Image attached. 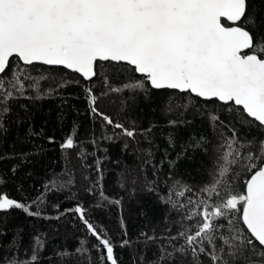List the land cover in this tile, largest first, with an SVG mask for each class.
Masks as SVG:
<instances>
[{
	"label": "snow or ice",
	"instance_id": "1",
	"mask_svg": "<svg viewBox=\"0 0 264 264\" xmlns=\"http://www.w3.org/2000/svg\"><path fill=\"white\" fill-rule=\"evenodd\" d=\"M69 85L83 89L90 113L118 129L121 138L148 139L152 127L139 129L135 122L125 127L103 112L99 102L110 93L147 95L149 87L173 93L167 111H173L171 101L179 95L183 102L176 107L199 113L214 134L211 167L198 187L171 172L162 181L164 190L158 176L146 180V190L157 195L166 214L162 226L141 231L144 244L155 247L151 258L142 252L141 264H264V0H0V137L8 131L6 121H28V135H42L30 123L34 110L17 102L50 99ZM197 100L203 104L198 106ZM14 105L24 110L25 118L8 120ZM182 123L168 121L172 127ZM237 123L248 128L243 139ZM74 137V132L66 135L62 152L82 147ZM47 139L55 143L53 137ZM91 143L99 148L95 140ZM168 143L175 146L174 135L169 134ZM211 143L203 134L190 137L176 159L168 161L169 168L175 169L189 150L207 153ZM17 155L27 159L31 153L0 154V160ZM146 155L150 163L151 149ZM77 156L86 158L83 151ZM100 163L96 161L97 184ZM18 167L12 166L13 175ZM74 182L70 171L52 172L43 189L61 192ZM7 183L0 173V187ZM86 191L91 194L94 188ZM99 194L121 205L103 188ZM45 203L43 194L24 202L0 192V214L20 210L28 217L52 218L44 215ZM53 207L55 219L75 214L95 241L78 238L73 250L56 253L55 264H121L117 244L89 219L83 204L63 211L59 204ZM120 228L126 237L122 217ZM128 245L123 239L118 246ZM42 251L39 237L25 260L0 243V264H41Z\"/></svg>",
	"mask_w": 264,
	"mask_h": 264
},
{
	"label": "trees",
	"instance_id": "2",
	"mask_svg": "<svg viewBox=\"0 0 264 264\" xmlns=\"http://www.w3.org/2000/svg\"><path fill=\"white\" fill-rule=\"evenodd\" d=\"M69 78L70 74H65V79ZM114 83L118 84V81ZM96 87L99 89L101 85L97 83ZM170 95L173 93L168 90H152L149 87L147 95L143 92L125 91L122 94L110 93L101 99L100 109L113 120L123 123L125 127L133 122L139 129L152 127V132L146 133L148 139L138 135L135 140L121 138L117 135L118 129L105 125L99 117L93 116L89 111L84 91L78 85L59 89L50 99L32 103L27 100L18 101L17 103L28 105L30 111L34 110V118L30 120L33 130L43 131L40 136H30L28 121L19 125L6 121L8 131L0 137V154L31 155L27 159L17 155L14 159L0 160V173L5 174L8 181L0 187V192H8L13 198L24 202L43 194L46 196L44 215L52 218L28 217L20 210L0 214V229L6 232V235L0 236V243L8 244L14 255L20 260H25L31 255L36 238L39 237L43 241L41 264H55L58 259L56 253L73 250L78 244V238L95 243L75 214H67L60 219L54 218L58 212L53 205L59 204L60 211H63L80 203L87 210L89 219L107 230L113 242L117 244L116 251L121 264H141L142 252L146 253L147 258H151L155 247L146 246L140 233L149 231L153 225L162 226L166 207L159 203L156 194L146 190V180H155L158 176L159 188L164 190L167 185L162 181L171 172L175 178L198 187L205 171L211 167L212 149L216 143L206 118H202L192 109L185 112L183 108L176 107L178 103L183 102L179 95L171 101L173 111L166 110L169 107ZM197 104L199 106L203 102L197 100ZM25 115L23 109L14 105L13 115L8 120H14L17 116L23 119ZM61 115L63 119L60 118ZM169 120L184 123L172 127L168 124ZM236 127L241 138H245L248 128L239 123ZM73 132L74 138L81 142L82 147L74 148L66 154L61 151L60 143L66 135ZM169 134L175 137L174 147L168 143ZM201 134L212 142L208 145L207 153L203 150H189L185 157L177 162L175 169H170L168 161L176 159L177 153L190 137L198 139ZM49 136L54 138L55 143L48 142ZM106 136L112 139H105ZM93 140L99 148L93 146ZM125 143L127 148L124 147ZM41 147L42 150H38ZM149 149L153 156L151 162L146 163L149 159L146 152ZM80 151L85 153V159L78 158L77 153ZM97 160L101 162L102 172L99 184ZM13 165H19L15 175L11 171ZM154 169H158L156 176L153 175ZM68 171L74 177V185L61 192H44L43 185L52 172ZM171 182L169 179L168 183ZM18 185L22 186L21 191H17ZM90 187L94 188L91 194L86 191ZM101 188L109 199H120L121 205L104 200L99 194ZM121 217L126 224V237L122 235L120 228ZM123 239L129 240V245L120 248L118 245ZM92 255L95 257L96 253L93 251ZM45 257H51V261Z\"/></svg>",
	"mask_w": 264,
	"mask_h": 264
}]
</instances>
